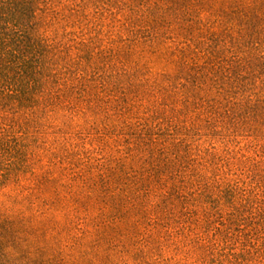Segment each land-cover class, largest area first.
<instances>
[{"label": "rangeland", "instance_id": "obj_1", "mask_svg": "<svg viewBox=\"0 0 264 264\" xmlns=\"http://www.w3.org/2000/svg\"><path fill=\"white\" fill-rule=\"evenodd\" d=\"M73 2L74 91L1 125L0 264H264V14Z\"/></svg>", "mask_w": 264, "mask_h": 264}, {"label": "trees", "instance_id": "obj_2", "mask_svg": "<svg viewBox=\"0 0 264 264\" xmlns=\"http://www.w3.org/2000/svg\"><path fill=\"white\" fill-rule=\"evenodd\" d=\"M73 1L0 0V129L16 124L10 114H31L74 91L72 65L67 56L59 57L64 50L57 51L58 41L47 33L57 17L79 12L82 5ZM220 5L240 18L264 14V0H220Z\"/></svg>", "mask_w": 264, "mask_h": 264}]
</instances>
